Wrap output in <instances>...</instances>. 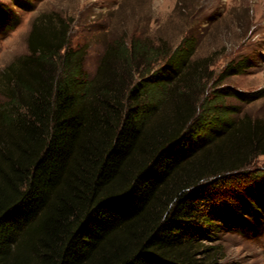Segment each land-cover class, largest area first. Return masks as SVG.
<instances>
[{"label":"trees","instance_id":"1","mask_svg":"<svg viewBox=\"0 0 264 264\" xmlns=\"http://www.w3.org/2000/svg\"><path fill=\"white\" fill-rule=\"evenodd\" d=\"M58 20L0 74V264H215L225 230L262 229L264 120L223 85L250 62L209 85L194 40L119 39L90 78Z\"/></svg>","mask_w":264,"mask_h":264},{"label":"rangeland","instance_id":"2","mask_svg":"<svg viewBox=\"0 0 264 264\" xmlns=\"http://www.w3.org/2000/svg\"><path fill=\"white\" fill-rule=\"evenodd\" d=\"M0 6L14 18L13 27L0 29V74L29 53L33 24L47 17L66 25L72 47L87 49L90 78L97 75L101 57L116 40L139 39L155 46L165 42L176 48L192 39L197 42L194 57L207 59L209 85L231 62H250L245 72L223 85L253 98L237 102L241 113L236 119L264 120V0H27L23 5L0 0ZM250 167L264 169V156L253 159ZM253 231L225 230L214 243L215 264H264V226Z\"/></svg>","mask_w":264,"mask_h":264}]
</instances>
